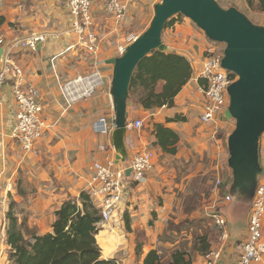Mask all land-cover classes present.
<instances>
[{"label":"crops","instance_id":"1","mask_svg":"<svg viewBox=\"0 0 264 264\" xmlns=\"http://www.w3.org/2000/svg\"><path fill=\"white\" fill-rule=\"evenodd\" d=\"M159 1L134 0L125 21L118 26L106 9L105 0H92L95 27L100 36L98 67L105 81L95 97L70 104L62 93L61 83L87 73L92 60L83 59L85 50L70 47L76 43V36L71 31L73 16L68 0H0V19H3L0 35L5 46L0 48L11 53L26 79L40 89L47 122L39 146L26 153L11 137L17 106L10 83L4 85L0 92V264H11V247L6 241L9 210L17 216L19 225L26 222L39 235L51 233L55 212L65 201L78 199L86 190L94 174V162H105L108 152L116 157L112 140L115 111L110 94L113 66L107 60L120 56V46L129 43L133 33L127 24L132 17L147 8L154 9ZM239 1L232 6L244 10L255 23L264 25V11H255L252 15L247 1ZM33 30L49 33L36 51L16 43ZM163 41L169 50L188 57L193 76L177 95L174 107L164 106L152 112L139 107L135 101L129 106V121L143 119L145 123L141 129H127L125 141L129 158L131 160L137 151L151 149L155 154L154 167L145 181L130 179L126 197L114 217L99 223L97 242L107 264H144L146 255L154 249L169 261L177 248L188 252L192 264H205V255L195 252L193 243L194 236L208 233L204 232L207 223L201 221V217L195 219V215L179 212L182 200L187 197L186 190L196 187L193 182L203 178H199L201 174L216 170L217 179L221 173L219 164H227L226 168L222 166L230 184L233 178L228 165V137L234 122L224 118L216 123H203L200 118L205 103L202 88L207 86L201 72L210 39L184 16L164 30ZM192 84L195 89L190 90ZM102 114H106L111 125L110 134L94 130V123ZM181 114L182 119H179ZM168 117L174 120L167 121ZM146 119L178 132L176 154L165 153L154 144L153 128ZM215 193L218 195L219 191ZM233 201L215 203L226 216L229 230L218 264H236L247 238L250 208L247 206L244 215L238 217L236 210L240 206ZM196 220L201 222L196 224ZM181 222L187 225L181 227ZM186 235L192 238L190 247L183 246ZM209 239L215 248L218 241L214 235L209 234ZM259 264H264V260Z\"/></svg>","mask_w":264,"mask_h":264},{"label":"built area","instance_id":"2","mask_svg":"<svg viewBox=\"0 0 264 264\" xmlns=\"http://www.w3.org/2000/svg\"><path fill=\"white\" fill-rule=\"evenodd\" d=\"M134 0H105L106 9L114 23L121 25L127 16V12ZM73 16L71 31L76 36V43L70 47H78L85 50L83 59H91V69L85 74H78L74 78L64 79L61 83L62 93L70 104L79 100H87L104 85V75L98 67V41L99 33L92 12V0H68ZM49 36L48 32L31 31L27 36L16 43L30 51H36L40 44ZM137 36H130L129 43L119 48L122 55L128 45ZM209 44L204 51L203 69L201 78L207 81V86L202 88L205 103L201 111L203 123H213L224 119L229 106L228 88L236 77L231 71L222 66L224 47L214 42ZM0 46H4V39L0 35ZM5 47V46H4ZM13 78L12 89L16 97L17 112L16 121L11 130V137L17 140L26 153L33 150L34 145L43 137L47 122L45 119V107L42 102V94L39 88L29 82L22 68L13 61L11 53L4 48L0 61V92L6 80ZM144 120L137 119L130 122L128 128L141 129ZM94 130L100 134H110L111 125L107 118L100 117L94 123ZM105 149V147H102ZM154 151L146 149L137 151L131 158L129 167L132 169L128 176L126 166L118 165L112 152L106 154V161L94 162V174L87 185V193L95 205L100 208L101 222H108L120 208L126 194L130 179L138 182L146 180L148 173L154 167ZM262 174L251 202L249 211L248 231L243 251L236 264H259L264 260V143L260 149ZM222 178L216 180V191H220L223 184ZM225 199L230 201L231 195L226 192ZM214 224L219 228V242L205 255V264H218L222 257L223 247L229 238L228 222L218 208L209 209Z\"/></svg>","mask_w":264,"mask_h":264},{"label":"water","instance_id":"3","mask_svg":"<svg viewBox=\"0 0 264 264\" xmlns=\"http://www.w3.org/2000/svg\"><path fill=\"white\" fill-rule=\"evenodd\" d=\"M182 14L192 20L207 37L225 44L222 66L236 75L229 86V106L225 117L235 120L228 137V165L233 172L232 192L250 198L262 174L260 149L264 134V25L253 22L236 6L223 7L218 0H161L147 29L133 40L125 52L107 60L113 66L110 94L115 111L113 146L117 163L128 166L125 141L130 123L131 82L142 60L154 50H167L163 32L169 19ZM4 47L0 48V61Z\"/></svg>","mask_w":264,"mask_h":264},{"label":"trees","instance_id":"4","mask_svg":"<svg viewBox=\"0 0 264 264\" xmlns=\"http://www.w3.org/2000/svg\"><path fill=\"white\" fill-rule=\"evenodd\" d=\"M246 1L250 8L264 11V0ZM178 16L182 14L169 19L165 29L172 25ZM2 23L3 19H0V26ZM192 76L193 67L186 55L169 49L154 50L140 62L133 75L130 92L135 99L132 103L135 101L139 107L152 112L164 106L174 107L177 95ZM233 76L236 77L234 73ZM11 81L13 78H10L8 83ZM172 120L174 118L168 117L167 121ZM149 123L153 128L154 144L159 145L165 153L176 154L180 138L178 132L163 123ZM229 184L230 180H225L222 185ZM55 215L53 232L39 235L30 229L26 222L19 225L17 216L9 210L6 241L11 247V264L108 263L102 258V249L97 242L102 216L86 191L81 193L79 199L70 198L65 201ZM211 249L208 233L195 236V252L206 255ZM144 264H192V258L187 251L177 248L172 253L171 260L167 261L154 249L146 255Z\"/></svg>","mask_w":264,"mask_h":264},{"label":"rangeland","instance_id":"5","mask_svg":"<svg viewBox=\"0 0 264 264\" xmlns=\"http://www.w3.org/2000/svg\"><path fill=\"white\" fill-rule=\"evenodd\" d=\"M218 1H219V3L221 5H223V7L224 6L225 7H230L233 4L240 2L239 0H218ZM240 10L244 12V10H242V9H240ZM256 10L257 9L251 8V9H249V12L253 15V12H255ZM153 14H154V9H152V8L151 9H148L147 8V9H145L143 11V13H137L135 16H133L132 17V21L127 24L128 25V30L131 31V33H133V34H130V36H132L134 34L136 36H139L142 32H144L147 29V27L149 26L150 21H151V19L153 17ZM183 17H184L183 15L182 16H178L177 19L182 20ZM253 17H254V19L258 20V17L257 16H256V18H255V16H253ZM250 19L253 20V18H250ZM199 30L202 31L203 33H205L202 29L199 28ZM164 39H166L165 41L168 40L167 33H166ZM209 42H210L211 45L215 46L214 45L215 44L214 43L215 41L210 40ZM218 43H219V45H221L222 47L225 48V44L220 43V42H218ZM10 78H8L6 80V83L8 82V80ZM12 82L13 81L9 82L10 85L12 84ZM102 88H103V86H101L99 89L101 90ZM189 89L190 90L195 89L194 88V85L192 84L191 87H189ZM12 92H13V89H12ZM13 96H14V99L16 101V97H15L14 92H13ZM93 97H95V95ZM134 99H135V97H134V95H132L131 96V99H130V105L132 104V101ZM16 106H17V104H16ZM103 109L104 108H101V111L102 112H103ZM16 112H17V110H16ZM102 116H104L105 118H107L106 114L105 115L102 114ZM224 118H226V117H224ZM179 119H182V114H181V117L179 116ZM226 119L227 120H232L234 122L233 128L231 130V132H232L233 129L235 128V125H236L235 120L234 119H228V118H226ZM145 121L147 122L148 120L146 119ZM148 123H149V121H148ZM144 125H145V123H144ZM262 141L264 143V134L262 136ZM36 145H37V147L39 146L38 145V142L34 145L33 150L35 149ZM216 165L217 164L214 163V166H216ZM222 165L224 166V168H226V165L227 164L226 163L219 164V168H220V172H221L219 174V176L222 178L221 179L222 181H225L227 175H225L226 172L224 171L225 169L223 168ZM232 175H233V173H232ZM216 177H217L216 176V170H213V173H212V171H209L208 173L201 174L199 178H202V179L199 182H193V185L196 186L194 188V190H191V189L186 190L187 197L182 200L183 204H181L182 205V208L179 210V212H185V213L189 214L190 216L195 215V217H194L195 219H200V217H201L202 218L201 221H204L205 223H207V226H205L204 232H208L209 234H213L214 237H215L216 242L217 241L219 242V228L214 224L213 219H210L212 217L210 216L209 209L212 208V207L217 208V205L215 203H220L222 201H227L225 199V195H224L225 191L227 190V193L230 194L231 197H232L231 200L233 201V199H234L233 204H238L240 206V208L238 210H236L237 216L240 217L241 215H244V212H246V207L247 206H248V208L251 207V202L253 200L254 191H249L248 192V194L251 195L250 198H247L246 196L245 197H241L238 192H235V191L232 192L231 185H229L228 187L225 186L226 188L222 185V187L220 188L219 194L217 195L215 193V190H216L215 189V187H216L215 184H216V180H217ZM232 182H233V178L231 180V184H232ZM87 185H88V183H87ZM85 191L87 193V187H86V190ZM217 192H218V190H217ZM233 196H234V198H233ZM79 198H80V196H79ZM230 201H228V202H230ZM99 210H100V208H99ZM219 211L224 215V213L220 209H219ZM194 213H196V214H194ZM100 214H101V210H100ZM189 218L190 217L188 216V219ZM201 221H197L196 220L195 222L197 224L198 222H201ZM171 224L172 223H170L169 226ZM179 225L181 227H185L187 224H184V223L181 222V224L179 223ZM173 228H175V227L171 226V229H173ZM190 236L186 235V238L187 239H185L183 241V246L184 247L185 246H189L190 240L192 239V238H190ZM217 245H218V243H217Z\"/></svg>","mask_w":264,"mask_h":264}]
</instances>
